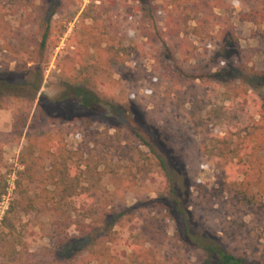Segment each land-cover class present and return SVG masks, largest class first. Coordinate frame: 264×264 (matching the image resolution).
<instances>
[{"label": "rangeland", "instance_id": "1", "mask_svg": "<svg viewBox=\"0 0 264 264\" xmlns=\"http://www.w3.org/2000/svg\"><path fill=\"white\" fill-rule=\"evenodd\" d=\"M171 2L0 0V78L25 85L39 70L47 98L34 101L25 93L15 112L0 110V264H209L202 250L183 241L162 205L151 204L162 190V170L145 145L179 160L204 143L217 157L238 150L245 160L253 155L252 167L264 176V151L255 155L264 141V0H222L200 35L193 29L204 16L183 9L180 0L187 25H172L180 37L164 36L157 20ZM74 29L77 42L69 43ZM109 52L125 59L128 70L110 73ZM76 87L98 97L104 117L62 100ZM37 109L56 133L64 129V150L55 157L35 152L26 171V134L34 131ZM216 136L226 138L224 146L214 147ZM69 157V168L84 174L78 195L55 211L45 203L44 190H53L48 174ZM201 159L188 187L195 195L198 186L211 192L224 218L194 227L264 264V209L233 208L225 217L229 201L219 190L218 159ZM88 212L85 233L70 225ZM78 240L86 242L67 253Z\"/></svg>", "mask_w": 264, "mask_h": 264}, {"label": "trees", "instance_id": "2", "mask_svg": "<svg viewBox=\"0 0 264 264\" xmlns=\"http://www.w3.org/2000/svg\"><path fill=\"white\" fill-rule=\"evenodd\" d=\"M221 3L222 0H186L183 9L196 11V14L204 16L202 20H197V27L193 29L195 35L201 34V29L204 26L203 24H205V17L208 16V13H212L215 9L221 7ZM95 7L98 9L102 8L101 6ZM163 10L165 13L160 10L159 16L162 18L160 17V19L157 20L164 23L163 26L166 28L164 36L175 35L180 37L177 28L172 30L173 24H175L176 27H180V21L183 20V18H181L183 10L180 7V0H172L170 4L163 7ZM148 13L151 15L153 11L149 9ZM260 15L264 21V12ZM53 16L54 15H52V17ZM151 18L155 19L153 15ZM177 20H179V22H177ZM183 21L184 25H187V20ZM76 29H74V33L69 37V43L77 42L75 37ZM172 31L173 33L171 34ZM46 41L47 33H44L40 44L42 49L46 47ZM180 41L181 43H185L181 38ZM106 66L109 72L115 75L128 70L126 67V60L118 53L114 52H109ZM228 73L230 72H217L216 74H212V77H223L228 75ZM30 74V76H34V78L25 85L11 84L0 78V110L8 107L15 112L16 106L14 103L21 101L25 93H28L34 101L37 100L38 95H40L41 98L47 99L43 94H40V85L42 81L40 71L37 70ZM29 88L33 90L35 94L28 92ZM62 100L77 104L83 111L101 116L105 115V110L98 97L81 87H76L65 93ZM106 106L110 105L106 104ZM30 112L31 110H29V113ZM40 113L39 109L35 111L32 118V127H34V131L26 134L27 153L22 158V165L25 167L26 171H29V165L26 161L31 158L35 152L39 151L46 154L47 157H55V151L64 150L62 139L64 129L60 130V133H56V130H54L55 125L52 124L50 118L43 113H41L42 116L40 117ZM260 116L261 120L259 123L261 122V124H263L264 113L261 112ZM24 124L26 125V123ZM15 127H17V123H15L14 128ZM262 130H264V128ZM225 141V137L219 138L218 136L217 140L214 142V147L217 144L218 147L224 146L223 143H225ZM145 146L151 149L162 170V190H160L158 197L151 201V204L154 206H157V204L162 205V209L167 211L164 217L175 223L177 232L180 234L183 241L189 246L202 250L206 254L209 264H256L255 262L247 260L243 253L235 251L234 248L225 246L221 239L217 240L209 236L208 230L205 231L194 227L195 224L201 223V219L214 223L216 219L221 221L222 218H224V214L222 208L216 209L217 203H215L214 200L215 196L212 195L211 192H207L201 186H198L195 195L191 191L192 188L188 187L189 179L196 176L202 169V156L208 157L209 160L212 161L218 159L214 166L217 173L219 190L229 201V203H226V205L229 204V212L225 214V217L233 216L235 213L233 208H251L254 212L260 211L264 209V176H262L261 170L257 171L252 167L250 161L254 159V156L252 155L250 156L251 158L245 160L238 150L232 154H224L220 150L221 153L217 157L213 154V150H208L207 145L204 143L198 150L193 148L187 149L184 158L179 160L176 157L170 156L165 150H162L161 155L157 153L154 148L147 145ZM255 147V155L264 151V141L259 142ZM70 158L71 157L66 158L67 160L63 162L62 166L54 168V170L52 169L48 174V176H50L49 180L51 179L52 181L53 190H44L46 193L45 203L51 204L55 211L59 210L63 203L68 204L72 198L78 195L79 176L83 177L84 174V171H82L80 167H76L74 170L69 168L68 159ZM54 171H58L60 175L59 178H57ZM73 174H75V176H73ZM88 192L90 191L88 190ZM91 216L92 214H89V212L82 214L80 215L82 218L81 221L74 220L70 225L75 226L81 233H85L86 231L84 229L89 228L85 221ZM71 217L72 216L69 215L68 219L71 220ZM99 217L103 216L100 215ZM116 220L117 219H114L108 222V226H112ZM85 242L86 241L79 240L78 243L75 244L70 242L65 251L67 253L77 251L78 247L82 246Z\"/></svg>", "mask_w": 264, "mask_h": 264}]
</instances>
